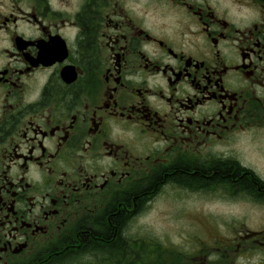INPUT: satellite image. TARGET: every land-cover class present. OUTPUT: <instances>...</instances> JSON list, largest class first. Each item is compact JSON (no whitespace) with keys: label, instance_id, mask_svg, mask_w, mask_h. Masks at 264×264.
Returning a JSON list of instances; mask_svg holds the SVG:
<instances>
[{"label":"flooded vegetation","instance_id":"flooded-vegetation-1","mask_svg":"<svg viewBox=\"0 0 264 264\" xmlns=\"http://www.w3.org/2000/svg\"><path fill=\"white\" fill-rule=\"evenodd\" d=\"M161 197L251 215L170 260ZM0 264H264V0H0Z\"/></svg>","mask_w":264,"mask_h":264},{"label":"rangeland","instance_id":"rangeland-1","mask_svg":"<svg viewBox=\"0 0 264 264\" xmlns=\"http://www.w3.org/2000/svg\"><path fill=\"white\" fill-rule=\"evenodd\" d=\"M250 215L251 209L241 203H218L215 199L202 203L195 197L190 201L161 197L142 220L146 240L154 241L148 245L144 243V249L148 251L150 246L158 252H167L166 258L170 260L183 261L185 252L200 250L207 243L213 245L210 240L215 236L224 235L231 239L239 230H243L242 227H234L232 220H248ZM218 222L219 225L215 226ZM151 255H146L148 261H153Z\"/></svg>","mask_w":264,"mask_h":264},{"label":"trees","instance_id":"trees-1","mask_svg":"<svg viewBox=\"0 0 264 264\" xmlns=\"http://www.w3.org/2000/svg\"><path fill=\"white\" fill-rule=\"evenodd\" d=\"M228 169V168H227ZM222 173V172H221ZM218 176V175H217Z\"/></svg>","mask_w":264,"mask_h":264}]
</instances>
